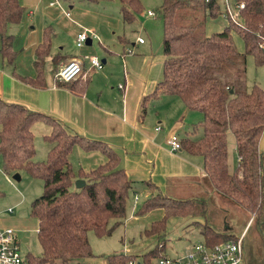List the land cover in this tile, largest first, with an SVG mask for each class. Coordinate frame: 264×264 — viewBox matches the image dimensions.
<instances>
[{"label": "trees", "instance_id": "1", "mask_svg": "<svg viewBox=\"0 0 264 264\" xmlns=\"http://www.w3.org/2000/svg\"><path fill=\"white\" fill-rule=\"evenodd\" d=\"M100 1V0H90ZM245 2L243 21L228 19L222 30L208 32L209 17L223 11L217 0H162L158 8L163 19V75L152 96H179L188 108L203 114L199 121L202 134H186L182 147L190 154L204 158L202 190L179 196L174 190H158L146 198L136 210L145 214L162 208L164 215L145 228L147 235L163 237L171 216L203 217L200 231L208 246L236 240L241 225L252 220V230L244 235L245 264H264V151L260 138L264 130V88L254 84L247 88V55L257 65L264 64V0ZM124 22L133 23L143 11L141 0H119ZM26 11L20 0H0V39L3 58L14 64L15 33ZM239 33L245 43L241 51L233 40ZM53 29H44L43 42L37 47L36 76H21L36 86H45L47 57L50 54ZM16 74V71H14ZM81 92L83 83L75 88ZM143 114L146 106H143ZM43 121L52 126L45 138L50 147L44 160H36L33 126ZM235 135L239 163L230 170L228 132ZM75 145L85 150H101L106 161L89 170L73 169L70 154ZM0 153L7 173L27 171L43 180V191L31 204V214L38 219L37 237L40 255L27 253L29 264H88L95 256L89 232L98 236L111 235L128 212V199L133 180L121 166L118 152L107 142L78 133L59 118L32 109L21 102L0 96ZM86 180L78 188L75 181ZM228 212L223 222L217 220ZM239 209L240 211H237ZM165 244H157L144 252L142 259L132 253L108 255L107 261L127 264L130 260L155 264L164 254Z\"/></svg>", "mask_w": 264, "mask_h": 264}, {"label": "crops", "instance_id": "2", "mask_svg": "<svg viewBox=\"0 0 264 264\" xmlns=\"http://www.w3.org/2000/svg\"><path fill=\"white\" fill-rule=\"evenodd\" d=\"M72 1L74 0H20L26 11L21 22L14 27L16 33L13 47L18 51L14 64L5 61L0 49V96L51 114L72 130L112 146L120 155L121 166L133 180L130 195L139 197L133 204L134 214H137L136 210L146 198L158 190H166L167 185L172 193L174 190L179 196L201 191L203 179L207 176L203 156L190 154L183 148L172 150L168 145V137L173 132L181 138L186 134H202L199 121L203 114L188 108L179 96H152L163 75V50L154 49L152 41L149 42L143 35L138 34L136 38H132L133 31H138L135 23L81 21L78 16L89 12L77 8V4ZM119 6L121 8L120 3ZM76 9L81 11L78 10V15L73 16V11L77 14ZM148 11V16L155 15H150ZM47 26L53 29V35L46 62V84L36 86L21 76H36L37 47L43 42ZM83 30H89L90 37L84 45L79 46L77 36ZM93 32L97 37L92 35ZM139 37H143L144 42H140ZM129 48L133 49L132 53L128 52ZM94 55L102 57L101 69L92 67L90 56ZM73 58L83 61V75L71 83L75 88L85 83L81 92L56 78L58 69ZM120 84L124 87L121 88ZM144 105L146 112L143 114ZM33 130L35 146L38 134L47 141L48 152L50 143L45 136L52 132V126L39 121L34 124ZM259 144L264 151V130ZM77 146L79 152H82L81 167L86 170L107 159L101 150L87 151L81 145H75L74 148ZM232 147L236 152V163L234 164V152L231 156L228 152L229 167L230 170H236L239 155L236 146ZM35 159H44L37 148ZM79 168L73 165L75 172ZM159 212L161 214L155 217L164 215L162 208ZM191 217L195 220L186 227L191 228L197 222V231L202 235L200 225L204 218ZM124 221L126 222V218ZM202 238L176 254L165 252L164 246V254L182 255L194 244L205 242L203 235ZM23 240L28 241L29 238L24 237Z\"/></svg>", "mask_w": 264, "mask_h": 264}, {"label": "rangeland", "instance_id": "3", "mask_svg": "<svg viewBox=\"0 0 264 264\" xmlns=\"http://www.w3.org/2000/svg\"><path fill=\"white\" fill-rule=\"evenodd\" d=\"M161 2L162 0H141L143 11L137 15L136 20L133 22L137 25L138 31H133L132 38H136L138 34L143 35L149 42L152 41L154 49H161L162 51L164 28L163 19L158 12ZM72 3H76L77 8L89 12L78 16L81 21H123L119 0H74ZM68 5L69 3H67V7ZM79 9H76L77 14L73 11V16L78 15L79 11H81ZM149 9L156 11L154 16L147 15ZM227 17L228 15L223 12L218 17H209L207 21L208 32L222 30L227 24ZM14 27L16 28V26L12 27V32L16 33ZM233 40L239 50H245L244 40L239 33L233 32ZM99 57L102 58L101 56ZM48 69H50V65ZM52 74L53 70L50 71L51 76ZM254 84H259L264 88V64L257 65L253 55L249 54L247 55V88L251 89ZM191 117L192 115H190V119ZM182 133L185 134V131L182 130ZM37 137L36 148L38 153L46 159L48 143L40 135L37 134ZM228 138V152L231 156L232 152H234L232 146H236L235 135L231 130L228 132ZM81 153L77 146L71 154V160L75 168L81 167ZM234 155L235 164L236 152H234ZM14 173L16 172L7 173L4 171L3 158L0 153V227H13L16 229L20 239V250L23 255H27L28 252L40 255L42 247L37 237L38 219L31 214V204L36 197L42 194L43 180L32 177L25 170L19 171L21 179L18 180L14 178ZM138 198L134 194L130 195L126 222L123 221L121 225L117 226L111 235L100 237L94 231L89 232V238L95 256L88 260V264H105L108 255L115 253H132L137 255L138 260H140L144 252L154 248L159 243L166 244L165 252L176 254V252L184 250L186 246L191 245L192 242L203 239L201 233L199 234L197 231L199 223L195 222V224H192V229L186 227L188 223H193L195 220L191 216H171L168 218L167 229L163 237L157 234L147 235L145 228L149 227L152 221L161 218L162 215L161 217H155L161 214L159 212L160 208L153 209L142 215L134 214L133 204L137 202ZM218 205L226 208V211L217 220L223 222L225 216H234L236 214L235 212L231 213L227 211L230 206H224L222 203ZM10 207L13 208V211H8ZM236 210L240 211L239 209ZM252 229L250 220L243 223L240 228L242 232L247 230L251 231ZM24 237H28L29 240L24 241ZM156 261L157 259L153 260L155 263ZM55 264L65 263L58 261Z\"/></svg>", "mask_w": 264, "mask_h": 264}, {"label": "built area", "instance_id": "4", "mask_svg": "<svg viewBox=\"0 0 264 264\" xmlns=\"http://www.w3.org/2000/svg\"><path fill=\"white\" fill-rule=\"evenodd\" d=\"M221 3L223 13L228 15V19L235 22L243 20L242 10L245 2L237 0H217ZM150 15L155 14L154 10H149ZM92 32V31H91ZM97 37L96 33H92ZM90 37L89 30L81 31L77 36V44L84 45ZM140 42H144L143 37H139ZM128 52L132 53L133 49L129 48ZM90 63L93 68L101 69L103 61L98 56H90ZM83 61L79 58H73L62 65L57 73L56 78L60 82H68L78 79L83 75ZM121 88L123 84L119 85ZM160 127H157L159 129ZM168 145L172 150H181L182 141L179 134L173 132L168 137ZM9 211H13L10 207ZM245 234H240L236 240L225 241L223 243L208 246L205 242H199L186 253L178 256L162 254L157 258L155 264H245L243 240ZM0 264H29L27 255H23L20 250L19 236L13 227H0ZM105 264H115L106 261ZM127 264H142L141 261L130 260Z\"/></svg>", "mask_w": 264, "mask_h": 264}, {"label": "water", "instance_id": "5", "mask_svg": "<svg viewBox=\"0 0 264 264\" xmlns=\"http://www.w3.org/2000/svg\"><path fill=\"white\" fill-rule=\"evenodd\" d=\"M14 178H16V179H18V180L21 179V174H20L19 172L14 173ZM85 184H86V180L83 179V178H78V179L75 181V185H76V187H78V188L83 187Z\"/></svg>", "mask_w": 264, "mask_h": 264}]
</instances>
